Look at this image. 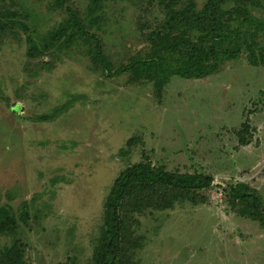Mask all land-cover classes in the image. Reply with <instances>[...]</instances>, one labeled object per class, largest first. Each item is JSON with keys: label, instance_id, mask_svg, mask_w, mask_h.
Wrapping results in <instances>:
<instances>
[{"label": "rangeland", "instance_id": "374dc122", "mask_svg": "<svg viewBox=\"0 0 264 264\" xmlns=\"http://www.w3.org/2000/svg\"><path fill=\"white\" fill-rule=\"evenodd\" d=\"M195 1L200 8L206 0ZM88 2L70 0L81 11ZM13 5L30 14V30L0 47V200L17 214L27 203L29 219L16 236L0 235V247L20 239L26 264H85L115 178L150 159L214 181L204 203L136 217L137 264H264V228L232 209L225 193L245 182L264 200V64L242 54L204 78L173 76L159 99L150 81L107 77L82 43L30 57L27 34L44 35L67 13L48 0ZM105 12L99 33L116 66L143 55L164 16L137 0H108ZM245 123L252 137L241 145ZM131 138L139 141L128 145Z\"/></svg>", "mask_w": 264, "mask_h": 264}, {"label": "trees", "instance_id": "16d2710c", "mask_svg": "<svg viewBox=\"0 0 264 264\" xmlns=\"http://www.w3.org/2000/svg\"><path fill=\"white\" fill-rule=\"evenodd\" d=\"M0 5V47L8 36H22L30 25L27 11L14 2ZM55 10L67 16L44 35L26 36L27 54L32 57L63 52L82 43L92 64L107 77L129 74L130 82L150 81L160 99L173 76L198 79L217 73L223 62L246 55L253 65L264 64V0H206L199 8L195 0H137L147 7H159L163 19L150 31L148 49L116 66L106 52L99 31L105 22L108 0H89L83 11L70 0H48ZM245 123L237 131L238 141L249 144L251 133ZM139 139L131 138L127 144ZM127 150L120 149L121 154ZM206 172L181 173L153 164L150 159L131 164L115 178L103 203V222L94 241L92 256L85 264H137L143 247L137 234V216L149 210L173 209L177 203L194 204L208 200L204 191L213 186ZM232 209L242 217L259 222L264 228V200L253 186L238 182L225 187ZM29 219L25 203L19 214L0 200V235L16 236L21 223ZM26 244L15 239L0 247V264H26ZM64 264H79L71 258Z\"/></svg>", "mask_w": 264, "mask_h": 264}]
</instances>
